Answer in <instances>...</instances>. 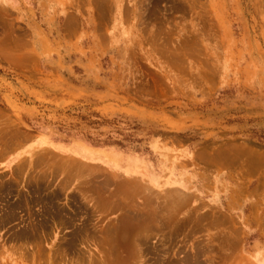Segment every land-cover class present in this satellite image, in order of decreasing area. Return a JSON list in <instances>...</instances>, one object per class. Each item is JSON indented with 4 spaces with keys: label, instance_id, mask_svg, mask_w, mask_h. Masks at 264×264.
<instances>
[{
    "label": "rangeland",
    "instance_id": "374dc122",
    "mask_svg": "<svg viewBox=\"0 0 264 264\" xmlns=\"http://www.w3.org/2000/svg\"><path fill=\"white\" fill-rule=\"evenodd\" d=\"M0 264H264V0H0Z\"/></svg>",
    "mask_w": 264,
    "mask_h": 264
}]
</instances>
